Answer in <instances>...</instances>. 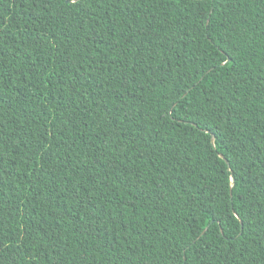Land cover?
Returning <instances> with one entry per match:
<instances>
[{"label": "trees", "instance_id": "1", "mask_svg": "<svg viewBox=\"0 0 264 264\" xmlns=\"http://www.w3.org/2000/svg\"><path fill=\"white\" fill-rule=\"evenodd\" d=\"M0 264H264V0H0Z\"/></svg>", "mask_w": 264, "mask_h": 264}]
</instances>
